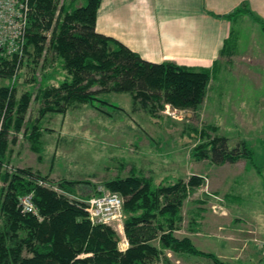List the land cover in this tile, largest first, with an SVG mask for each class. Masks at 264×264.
Here are the masks:
<instances>
[{"label": "trees", "instance_id": "1", "mask_svg": "<svg viewBox=\"0 0 264 264\" xmlns=\"http://www.w3.org/2000/svg\"><path fill=\"white\" fill-rule=\"evenodd\" d=\"M99 4L100 0H29L21 54H0V80H7L0 84V264H167L165 250L206 256L223 264L200 252L189 239L178 240L172 234L181 221L188 190L199 179L156 184L133 170L128 176L104 181L110 193L123 198L127 246L121 249L115 230L92 224L84 210L85 200L100 192L94 189L90 195H78L72 189L88 181L59 179L57 192L49 178L52 168L42 174L30 166L11 167L10 145L15 137L10 139V133H21L40 161L44 151L41 136L53 131L43 127L42 119L50 114L64 116L79 105L107 116L123 110L107 100V94H127L133 111L139 108L149 113L163 110L166 104L172 110H194L202 102L213 66L194 68L143 60L116 39L95 31ZM242 14L264 33L263 21L246 3L222 18L231 23ZM230 34L233 36L231 29L220 55L232 43ZM58 59L59 67L45 69V63L49 67ZM40 61L46 71L37 78L34 70ZM23 67L31 73L33 83L17 98ZM59 69L66 71L62 79ZM31 100L40 101L41 107L37 118L27 119ZM193 154L195 159L209 158L215 165L246 159L259 169L254 149L243 141L229 148L227 138L218 136L199 145ZM26 195L34 206L32 212L23 211L20 204Z\"/></svg>", "mask_w": 264, "mask_h": 264}, {"label": "rangeland", "instance_id": "2", "mask_svg": "<svg viewBox=\"0 0 264 264\" xmlns=\"http://www.w3.org/2000/svg\"><path fill=\"white\" fill-rule=\"evenodd\" d=\"M230 27L232 43L210 69L196 109L172 110L166 104L163 110L150 113L139 108L133 111L127 94L110 93L106 99L123 110L109 116L86 105L64 116L46 115L43 127L53 131L41 136L40 161L21 133H10V139L15 137L11 157L17 161L12 169L30 166L48 174L52 168L49 178L57 192L59 179L88 181L72 187L78 195H90L94 189L111 192L103 182L128 176L133 170L156 184L199 179L182 203V218L173 236L189 239L200 252L223 264H264V33L245 14L235 16ZM58 61L49 67L45 63V69L59 67ZM40 67L41 61L34 70L37 78L45 70ZM21 72L17 98L33 83L28 69L23 67ZM59 72L62 79L66 71ZM3 83L7 80H0ZM40 107V101L31 100L26 118H37ZM218 136L227 138L229 148L243 141L254 149L260 170L246 159L221 165L209 158L195 159L196 148ZM108 226L119 235V247L126 248L123 230ZM164 253L167 264H215L206 256Z\"/></svg>", "mask_w": 264, "mask_h": 264}, {"label": "crops", "instance_id": "3", "mask_svg": "<svg viewBox=\"0 0 264 264\" xmlns=\"http://www.w3.org/2000/svg\"><path fill=\"white\" fill-rule=\"evenodd\" d=\"M242 3L264 23V0H100L95 31L148 62L211 68L230 33L222 16Z\"/></svg>", "mask_w": 264, "mask_h": 264}, {"label": "built area", "instance_id": "4", "mask_svg": "<svg viewBox=\"0 0 264 264\" xmlns=\"http://www.w3.org/2000/svg\"><path fill=\"white\" fill-rule=\"evenodd\" d=\"M29 11V0H0V54H21ZM84 203V210L92 224H113L123 230V200L119 195L100 191ZM20 204L23 211H34L29 195L24 196Z\"/></svg>", "mask_w": 264, "mask_h": 264}]
</instances>
